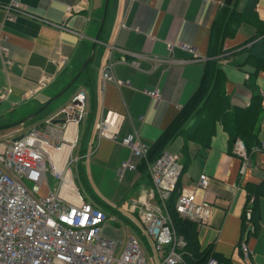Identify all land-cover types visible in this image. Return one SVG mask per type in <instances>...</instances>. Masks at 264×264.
<instances>
[{
  "label": "crops",
  "instance_id": "crops-1",
  "mask_svg": "<svg viewBox=\"0 0 264 264\" xmlns=\"http://www.w3.org/2000/svg\"><path fill=\"white\" fill-rule=\"evenodd\" d=\"M20 1V12L6 13L3 5L9 0H0V149L26 132L27 128L51 115L40 113L70 88L67 83L86 57L82 54V44L91 48L94 37L99 34L100 25L98 27L96 19L98 16L102 18L105 2ZM223 2H107L103 31L94 43L98 49L94 51L87 75H82L75 87L84 88L88 77L90 87L87 85V89H91L87 93L89 112L78 128L79 146L81 142L86 149L81 159L83 179L87 178L96 191L97 196L93 190V197L90 196L94 205L108 207L109 214L112 213L117 220L119 213H124L126 218L134 214L137 218L135 212L129 209L132 200L145 198L154 203L149 196L153 187L147 173L138 167L118 177L120 162L129 157V149L120 142L104 138L92 149L96 123L110 111L122 114L118 125L119 139L136 132L151 146L198 87L208 59L211 24ZM246 3L247 0H238L236 11L242 13ZM254 11L258 31H262L264 0H256ZM122 20L125 26L120 29ZM255 28L256 25L248 21L229 23L222 36V52L215 59L223 76L220 90L227 99V103L221 102L224 112L232 107L247 106L251 91L260 95L259 143L264 142V96L261 95L264 91V59L261 55L264 57V52L260 49V46L264 47V33L255 37ZM181 43L193 46L195 54L182 50L179 47ZM169 44H173L171 49ZM108 59L112 62L114 76L124 84L119 88L111 81L102 82L101 67ZM154 89L159 92L158 98H151L146 93ZM198 114L189 120L185 128L194 121L196 126ZM220 117L217 115L209 129L204 130L201 121L204 114L199 116V125L203 126L201 143L187 141L184 131L175 136L165 149L177 156L182 169V147L186 144L189 161L181 170L180 188L193 187L200 174L209 178L206 199L212 207L207 223L197 230L200 249L211 246L210 252L219 262L244 264L246 254L241 249L242 244L252 252L250 261L253 264H264V197L259 198L261 221L255 234L249 231L252 228L247 220L249 208L245 207L250 188L264 180V150L250 154V165L240 175V159L232 150L233 144ZM205 141L207 145L203 144ZM200 195L198 193V197ZM243 214L246 216L244 222ZM126 220L132 223V220ZM135 224H139L138 220ZM116 240L120 246L123 245V240Z\"/></svg>",
  "mask_w": 264,
  "mask_h": 264
},
{
  "label": "built area",
  "instance_id": "built-area-1",
  "mask_svg": "<svg viewBox=\"0 0 264 264\" xmlns=\"http://www.w3.org/2000/svg\"><path fill=\"white\" fill-rule=\"evenodd\" d=\"M3 8L6 13L20 12L22 3L9 0ZM124 26L122 20L119 28ZM172 45L169 44V49ZM179 47L195 54L189 44L181 43ZM101 78L103 83L111 81L118 88L124 85L114 76L109 59L101 67ZM146 93L151 98L159 97L157 89ZM261 95L264 96V91ZM87 113V92L79 89L56 113L44 117L1 147L0 264H187L183 258L186 242L176 233L166 206L180 176L181 164L166 149L148 162L150 146L136 132L119 139L118 125L123 115L111 111L97 121L92 149L104 138L129 149V157L118 166L119 178L127 170H136L141 161L145 162V172L153 187L149 196L154 203L138 198L130 202L129 209L135 212L143 234L151 240L158 262H154V256L150 257L152 260L145 258L140 235H127L120 247L118 240L103 234V225L117 219L94 205L75 181L77 163L83 157L78 153V128ZM59 114L63 119L53 121ZM232 150L240 159L239 174L243 175L250 165V154L263 151L264 142L248 151L242 140L236 138ZM47 172L56 181L53 188L47 184ZM208 182V176L200 174L193 187L180 188L174 203L177 215L195 223L197 230L207 223L212 207L206 199ZM43 184L47 190L42 194ZM241 249L246 254L244 264H253L252 252L242 244ZM205 264L225 263L217 261L209 251Z\"/></svg>",
  "mask_w": 264,
  "mask_h": 264
},
{
  "label": "trees",
  "instance_id": "trees-1",
  "mask_svg": "<svg viewBox=\"0 0 264 264\" xmlns=\"http://www.w3.org/2000/svg\"><path fill=\"white\" fill-rule=\"evenodd\" d=\"M237 2L238 0H224L223 6L218 11L216 18H214V21L211 24L212 30H210L209 36L207 55L208 59L205 61L204 71L200 83L192 94V96L190 97V100H188L182 107L179 108L177 114L174 116L172 121L168 124L166 128H163L160 135L149 147L146 156V160L148 162H151L155 160L158 156H160V153L167 147V145L172 141V139L184 131H186L185 139L187 141L193 140L195 142L201 143L202 141L200 138L202 135L203 126L204 130L209 129L210 123H212V121L216 118L217 115H221L220 120L223 124V127L229 134L231 145L233 144L236 138H240L244 143L245 148L250 151L251 147L258 143L257 124L262 113L260 95H258L257 92L251 91V98L247 106L232 107V109L227 112L223 111L224 106L221 103H227V99L222 95V92L220 90L221 80L223 76L219 66L216 63L215 57L216 55L222 52V36L228 24L231 22L239 23L241 21H248L249 23L256 25L255 29L257 33L255 37H259L264 33V30L258 31V21L256 19V16L254 15V7L256 0H247L246 6L242 13L236 11ZM100 20L101 16H98V19H96L98 27L100 25ZM103 27L104 23L99 31L98 38L102 34ZM90 49L91 48L89 46L82 44V54H86V57L83 59V61H81V65L87 60L88 56L90 55ZM260 49L262 52H264L263 46H260ZM259 54L261 55L260 51ZM261 58L262 60L264 59L262 55ZM91 62L92 61L90 60L86 63L85 67L82 69L79 75H77V72L79 71L81 65L75 70L74 74L71 76L69 83H67V87L77 86L79 80H81L82 75H87L88 68ZM84 85L85 90L87 91V93H89L91 89H87V85H89L90 87L88 77H86ZM195 114H198L196 126L194 125V121L191 126L185 128L189 120ZM201 114H204V118L201 119L203 126H201V124L199 125V123H201L199 121V116ZM193 125L194 127H192ZM203 144L207 145L206 141L203 142ZM85 151L86 149L83 148L80 142L78 153L82 156ZM188 155L189 154L187 151L186 144H184L182 147L181 158L182 169H184L188 164ZM138 168L142 172H145V162L141 161L138 165ZM76 171L77 176L81 175V177H83L81 159L77 163ZM179 190L180 182L178 178L174 190L171 192L170 196L166 201V206L176 233L181 235L186 242V245L184 247L185 253L183 255V258L187 264H205L209 251H211V246H207L204 249H200L197 237L198 232L195 223L180 218L175 212L174 203L179 193ZM248 193L249 194H247L245 205L246 208H249V218L247 220H249L248 222H250V225L252 227L249 228V231L252 232V234H255L259 228V221H261L259 210V198L264 197V180L261 181L258 185H255L250 188ZM242 217L244 222L246 219L245 214H243ZM132 228L138 235H140V239L146 242L142 227L140 225L139 227L133 225ZM213 256L216 258L217 261H219V259L214 254Z\"/></svg>",
  "mask_w": 264,
  "mask_h": 264
},
{
  "label": "rangeland",
  "instance_id": "rangeland-1",
  "mask_svg": "<svg viewBox=\"0 0 264 264\" xmlns=\"http://www.w3.org/2000/svg\"><path fill=\"white\" fill-rule=\"evenodd\" d=\"M95 49L97 50L98 47H96ZM79 89L83 90L84 88H78V87L76 88L75 86H71L70 88L66 89L65 92L61 96H59L58 98H56L52 102H50L49 105L40 114L43 115V114L56 113L61 108L60 105H62L64 102L66 103V101L68 100V97L72 93L78 91ZM65 103H64V105H65ZM36 117H37V115L34 116L33 118L35 119ZM14 127H18V125L14 126ZM86 145H87V142H86ZM82 166H83V164H82ZM82 169H84V166L82 167ZM46 180H47V184H48L49 188H53V186L56 184V181L51 177L49 172L46 173ZM75 181H76L77 186L85 194L86 197H88V196L93 197V194L95 196H97L96 191L94 190L90 181L87 178H85V180H84L83 177H81V175L80 176L78 175L77 178L75 179ZM46 190H47V186L45 184H43L42 190L40 193L43 194ZM92 190H93V194H92ZM90 200H92V198ZM92 202L95 203L93 200H92ZM101 208H104L103 210L106 212L109 211V210H107V209H109L108 207H106L107 208L106 209L104 206H101ZM122 214L121 213L118 214L119 218L117 221L115 220V221H109V222L105 223L103 226V232L105 235H107L109 237L124 241V239L126 238L127 235H133V234L137 235V233L131 227L133 225L136 227H139V224L138 225L135 224V223H137V218H135L134 214H130L129 216H127L128 218H126L124 213H122ZM121 218H126L129 220H132V223H129L126 219H124V221H123V220H121ZM139 239H140V237H139ZM145 239H146V242H144V247H145L146 251H144L142 249L143 250L142 253L144 254L146 259H147V257L149 259H151L150 257L154 256V262L155 261L158 262V258L156 257V252L152 246L151 240L147 236H145ZM140 246H142V244Z\"/></svg>",
  "mask_w": 264,
  "mask_h": 264
},
{
  "label": "water",
  "instance_id": "water-1",
  "mask_svg": "<svg viewBox=\"0 0 264 264\" xmlns=\"http://www.w3.org/2000/svg\"><path fill=\"white\" fill-rule=\"evenodd\" d=\"M107 2H108V0H105V2H104L103 16H102V18H101V23H100V28H99V30L101 29L102 24H103V21H104V14H105V11H106V5H107ZM97 38H98V34H96V36L94 37V42H93L92 47H91V55H90L89 58H88V59L82 64V67H81L80 70L78 71V74H77V75H79V73L81 72V70L85 67L86 63L89 62L90 60H92L93 55H94V51H95L94 43L97 41ZM58 119L62 120V119H63V115H62V114H59V115H58L53 121H56V120H58ZM15 138H18V136L15 137Z\"/></svg>",
  "mask_w": 264,
  "mask_h": 264
}]
</instances>
